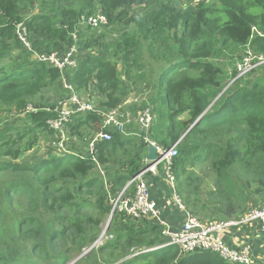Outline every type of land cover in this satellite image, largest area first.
Returning a JSON list of instances; mask_svg holds the SVG:
<instances>
[{
    "label": "trees",
    "instance_id": "obj_1",
    "mask_svg": "<svg viewBox=\"0 0 264 264\" xmlns=\"http://www.w3.org/2000/svg\"><path fill=\"white\" fill-rule=\"evenodd\" d=\"M147 5L143 13L135 9ZM97 11L109 24L83 28L81 17ZM74 32L90 51L66 73L78 94L109 109L129 100L137 89L132 82L150 85L154 94L140 103L133 99L127 110L157 111L149 137L165 148L178 142L175 179L209 160L221 186L232 181L231 172L238 181L247 177L240 190L235 183L230 193L219 188L229 202L227 217L236 210L232 198L246 190L251 195L253 184L264 201V66L255 71L262 70L260 78H238L224 90L237 71L225 81L221 58L227 46L244 50L248 43L264 54V0H200L194 6L193 0H0V114L13 118L0 121V264H69L96 241L111 211L105 180L119 191L145 165L148 143L133 122L129 133L107 129L112 139L99 141L91 153L69 146V153L52 149L50 157L24 159L26 152L52 144H41L45 138L59 139L50 122L59 116V101L71 94L61 70L36 60L34 51L64 54L76 43ZM146 53L152 60H144ZM51 92L53 101L35 104ZM30 105L37 110L27 111ZM71 119L73 134L83 135L85 125L94 133L102 129L101 114L74 113ZM185 191L189 202L191 191ZM117 214L109 228L114 238L75 264H231L209 250L182 255L177 245L134 255L163 243L162 226Z\"/></svg>",
    "mask_w": 264,
    "mask_h": 264
},
{
    "label": "built area",
    "instance_id": "obj_2",
    "mask_svg": "<svg viewBox=\"0 0 264 264\" xmlns=\"http://www.w3.org/2000/svg\"><path fill=\"white\" fill-rule=\"evenodd\" d=\"M199 2L200 0H194ZM109 23L108 17L101 13L84 14L81 17L80 24L84 27H103ZM22 28V25H19ZM20 31V30H19ZM254 33H259L256 27H253ZM21 39L27 43L25 33L20 32ZM76 43L66 50L64 54L60 52L39 53L34 51V58L41 60L61 70L64 74L63 83L67 90L71 91L67 101L59 102L54 111L59 116L52 120L51 126L60 132L59 139L54 141L57 151L69 152L66 145L64 128L69 131L67 124L70 123L71 115L74 113L94 112L101 113L104 116V127L112 126L119 131H125L127 122L130 121V114L125 115L118 108L104 111L99 109L91 100L85 101L80 94L75 91L72 83H69L67 71L76 68L79 62V46L77 44L78 33H72ZM236 63V70L239 77H246L252 74L258 68L264 66V54L256 52L250 43L244 49L242 57ZM32 107V109H30ZM37 110L32 105L27 111ZM156 113L152 107L142 109L137 116V121L145 131H149L154 124ZM112 134L109 131H101L89 142L90 151L93 152L96 144L101 140H110ZM147 142H152L158 147V158L152 162H146V165L139 170L126 186L117 191L110 198L111 212L114 214L123 213L131 220L151 219L165 227L162 235L166 241L160 243L154 248L143 249L139 253L151 251L152 249H163L170 245H177L180 253L185 255L195 250H209L219 254L225 261L231 264H264L254 251L252 243L248 239L240 237L239 234L246 232L259 233L264 239V202L251 204L249 208L238 215L230 216L226 219L209 218L202 219L196 214L185 208L181 199L176 195V202L184 210L185 218L180 228L172 229L161 217L160 208L157 202L151 198L150 186L147 179L148 174H155L162 166L174 186L175 177L173 175L174 159L178 156V142L169 148L158 145L146 136ZM104 174V172L102 171ZM113 238V235L107 238ZM231 237H234L231 239Z\"/></svg>",
    "mask_w": 264,
    "mask_h": 264
},
{
    "label": "rangeland",
    "instance_id": "obj_3",
    "mask_svg": "<svg viewBox=\"0 0 264 264\" xmlns=\"http://www.w3.org/2000/svg\"><path fill=\"white\" fill-rule=\"evenodd\" d=\"M196 3L197 2H195L193 0V6L196 5ZM148 6L149 5L143 6V7H136L135 9L137 10V12L143 13L144 8H146V10H147ZM255 11H258V10L256 9ZM97 13H98V11H97ZM225 19H227V17ZM83 28H85V27H83ZM78 46H79V41H78ZM78 50H79V55L77 56V58L79 60L81 59V57L84 56V54H86V53L88 54V52H90V51L82 49L81 46H79ZM223 52L224 53L221 55V58H224V60H226V64L224 65L225 73L222 75V78L225 81H228V80H230V72L235 70V65L238 61H240L239 59L241 58L244 51L242 49H240L239 47L229 45L223 50ZM148 55L149 54L146 53L144 56L147 58ZM238 56H240V57L237 58ZM228 59L232 60L233 62H230V60H228ZM255 71L252 74H250V75H248L242 79H245L246 81H254V80L260 78V76L262 75V70L257 71L256 73H255ZM134 76H137V75H134ZM134 79H138V78H134ZM135 87H137V89L134 91L131 90L129 100L123 104V110L125 112L131 113V121L137 125L136 115L140 111H138V113L135 114L133 111L127 110L128 105L132 103L133 99L140 103L142 100H145V99L149 98L151 95H153L154 92L151 90H148V89L152 88V87H150V85H142V87H143L142 88L140 86L135 85V83L132 82L131 88H135ZM141 90H146V92L144 94H142L141 96H139V91H141ZM49 97L53 101V99L55 98V94L51 92V93H48L46 95H44V94L39 95L36 97V103L35 104L40 106V104L46 102ZM68 97H69V95L64 99H61L59 102L67 101ZM81 98L84 99L85 101H87L89 99L95 105L97 104L96 98H89L88 96H84V95L81 96ZM30 109H32V107ZM30 111H32V110H30ZM155 113H156V119H155V123H156L158 121V113H157V111ZM12 120H13L12 116L10 117V115L7 116L6 114L5 115L2 113L0 114V121H3L5 123H8V122L10 123ZM69 122H72V119H70ZM138 127H139L138 132L142 131L140 126H138ZM64 131H65L66 145H68V147L69 146L74 147L73 152H81V153L84 152V154L91 153L90 148H89V141H90V139H92L94 137V132L92 129L88 128L85 125L82 128V131L84 133L83 135L73 134L72 131H68L66 129V127L64 128ZM55 135L57 137V134H55ZM51 138H52V136H51ZM51 138L50 139L45 138L44 141L41 142V144L43 142H46V141L48 142V144L50 142L52 144L44 145L43 147L41 146L40 148L36 147L33 150L26 152L24 159L30 158V157L32 159L41 158V157H50L53 154H56L55 150H58V149L55 148L54 145H57V144H55V142H54L55 138H52V139ZM52 149H55V150H52ZM60 153H61V151L58 152V154H60ZM96 171H97V173L100 172L101 175H103L102 174L103 169L99 168V166L97 167ZM187 175L188 176H186L185 179H184V177H182V178L176 177V179L174 181V186L171 187L172 191H173L172 199L173 200L175 199L174 201H175V203H177L176 198H175V196L177 195L181 199V201L185 205V207H187L188 210H190L192 213L196 214L197 216H199L202 219H205V218L206 219H209V218L226 219V218H228L227 217L228 216L227 210H228L229 202L226 203L225 201H223L224 198H223L221 192H219L218 190H219V188H222L224 192L230 193V191L233 190V183H235L234 187L236 186V188H238V190H240L241 185L244 184L243 182L245 181V178H247L245 176L243 181H241V180L238 181L237 175L235 173L231 172L232 181L229 182L228 184L223 183V186H221L220 184H218L216 172L213 170V168L211 166V162L209 160H207L205 162H201L195 167L189 166ZM106 176H107V174H106ZM70 185L74 189H77L78 185L76 186L73 183H71ZM256 187H257L256 184H253L250 186V189L252 191L251 195L247 192V190L245 191V189H244L245 192L243 195L238 194L236 197L232 198V202L234 203L236 210L233 213V215H231V216L238 215V214L242 213V212H240V210L243 209L244 207H245L244 209L246 211L251 204H255V203L263 201L262 196L258 195L257 193L254 192ZM106 189H107L106 200L109 202V197H113L117 192L116 190H113L111 182L109 179L106 183ZM185 190L191 191L189 202L187 201L189 193L186 192ZM248 195H250V196H248ZM97 210L98 209L95 208L93 211H97ZM118 214H123V213H118ZM118 214H117V216L119 217L120 215H118ZM95 215H97V214H95ZM110 218H111V213H108V215H106V218H105L103 224L100 227V231L98 229V231L96 232V235H95L96 238L94 239V241L95 240L97 241L100 238V236L103 234V237L99 240V243L96 244V247H99L100 245L105 243V241H107L106 237H107V235L110 234L109 228H110L111 221H112V218H111V220H110ZM128 219H130V218L128 217ZM109 220H110V222H109ZM86 249H89V248H85L84 250H86ZM119 263H116V264H119Z\"/></svg>",
    "mask_w": 264,
    "mask_h": 264
},
{
    "label": "crops",
    "instance_id": "obj_4",
    "mask_svg": "<svg viewBox=\"0 0 264 264\" xmlns=\"http://www.w3.org/2000/svg\"><path fill=\"white\" fill-rule=\"evenodd\" d=\"M145 61L152 60V57L148 55V57L144 59ZM148 152V148H147ZM78 154V153H77ZM147 154V153H146ZM146 159V155H145ZM104 174L102 175L105 177V171L103 170ZM147 179L150 186V193L151 198L157 202L158 207L160 208L161 217L166 222L167 225H169L172 229H178L181 227L183 220L185 218V212L182 210L177 203H175V199H172V188L171 183H169V179L167 178L164 168L161 166L157 173L155 174H148ZM105 183H107V180H105ZM107 191V189H106ZM110 198L109 197V205H110ZM187 208V207H185ZM188 210V209H187ZM206 219V218H205ZM104 222V221H103ZM103 224V223H102ZM101 224V225H102ZM162 226V230L165 227ZM240 237L248 239L249 243H252L254 247V251L257 257L261 259V261L264 262V239L263 236L259 233H252V232H246L243 234H239ZM234 237H231L233 239ZM163 242L166 241L164 239L163 235L160 238ZM134 255H130L127 258L133 257ZM125 259H121L119 262H123ZM118 262V263H119Z\"/></svg>",
    "mask_w": 264,
    "mask_h": 264
},
{
    "label": "clouds",
    "instance_id": "obj_5",
    "mask_svg": "<svg viewBox=\"0 0 264 264\" xmlns=\"http://www.w3.org/2000/svg\"><path fill=\"white\" fill-rule=\"evenodd\" d=\"M109 24V23H108ZM84 27V26H83ZM92 27V26H91ZM104 27V26H103ZM93 28H98V27H93ZM99 28H102V27H99ZM77 44H78V41H77ZM244 51V50H243ZM242 57V56H241ZM79 63V62H78ZM235 71H237L236 70V65H235ZM237 75H238V72H237ZM237 75L233 78V79H231L230 80V82H229V84L225 87V89L224 90H226V88L234 81V80H236V79H238V78H236L237 77ZM239 78H244V77H239ZM223 90V91H224ZM81 96V95H80ZM96 106H97V104H96ZM98 107V106H97ZM99 109H101V110H104V111H109V110H111V109H115V108H109V109H102V108H100V107H98ZM116 108H118L122 113H124L125 115H127V114H130V121L129 122H127V124H126V128H125V131L124 132H126V133H129L128 131H130V129H131V127L128 125V124H130L132 121H131V113H129V112H125L124 110H123V106L122 105H120L119 107H116ZM142 110V109H141ZM141 110H139V111H141ZM98 114V113H97ZM99 114H101V113H99ZM102 115V114H101ZM103 116V115H102ZM137 116H138V114L136 115V123L140 126V124L138 123V121H137ZM155 123V122H154ZM153 126V125H152ZM151 126V127H152ZM151 127H150V129H151ZM140 128L142 129V131L145 133V138H146V136H148L149 137V132H150V129H149V131L147 132V131H145V130H143V128L140 126ZM107 129H114V130H116L117 131V129L116 128H114V127H112V126H107V127H104V116H103V122H102V129L99 131V132H101V131H109V132H111L110 130H107ZM119 131V130H118ZM99 132H97V133H94V136H96V134H98ZM121 132H123V131H121ZM131 133V132H130ZM112 134V133H111ZM112 139V138H111ZM110 139V140H111ZM149 139L151 140V138L149 137ZM91 140V139H90ZM146 140V139H145ZM102 141V140H101ZM151 141H153V140H151ZM90 142V141H89ZM155 142V141H154ZM148 144L150 143V142H147ZM152 143V142H151ZM156 143V142H155ZM156 145V144H155ZM68 150H69V152H71V150L68 148ZM69 152H67V153H69ZM91 152V151H90ZM75 155H78V154H76V153H74ZM147 155V154H146ZM146 162H147V160L145 159V165H146ZM144 165V166H145ZM130 181V180H129ZM128 181V182H129ZM185 206V205H184ZM190 211V210H189ZM111 213V218H113V216H114V214H112V212H110ZM117 213V212H116ZM110 235H113V234H109V235H107V236H110ZM103 237V234L100 236V238L98 239V242L97 243H99V240L101 239ZM113 238H114V235H113ZM108 239H112V238H107V240ZM96 247V246H95ZM89 249H90V247H89ZM89 249H86V250H84V252L85 251H88ZM140 251H142V250H140ZM140 251H138L137 253H135L134 255H136V254H139V252Z\"/></svg>",
    "mask_w": 264,
    "mask_h": 264
},
{
    "label": "water",
    "instance_id": "obj_6",
    "mask_svg": "<svg viewBox=\"0 0 264 264\" xmlns=\"http://www.w3.org/2000/svg\"><path fill=\"white\" fill-rule=\"evenodd\" d=\"M201 118H202V116H200L193 123V125L187 130L185 135L187 133H189L192 130V128L195 127L200 122ZM157 150H158V147L155 144H153L151 142L148 144V152H147V155H146L147 162H152V161H154V160H156L158 158ZM110 220H111V218H110ZM110 220H109V222H110ZM97 242H98V240L92 244V246L90 247V249L88 251L83 252L80 256H78L77 258L72 260L69 264H75L78 260H80L83 256H85L92 248H94L96 246Z\"/></svg>",
    "mask_w": 264,
    "mask_h": 264
},
{
    "label": "bare ground",
    "instance_id": "obj_7",
    "mask_svg": "<svg viewBox=\"0 0 264 264\" xmlns=\"http://www.w3.org/2000/svg\"><path fill=\"white\" fill-rule=\"evenodd\" d=\"M150 248H154V247H150ZM157 249H152L151 251L153 252V251H156Z\"/></svg>",
    "mask_w": 264,
    "mask_h": 264
}]
</instances>
